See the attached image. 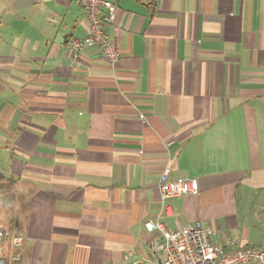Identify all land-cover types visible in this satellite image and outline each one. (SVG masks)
Segmentation results:
<instances>
[{
	"label": "crops",
	"instance_id": "crops-1",
	"mask_svg": "<svg viewBox=\"0 0 264 264\" xmlns=\"http://www.w3.org/2000/svg\"><path fill=\"white\" fill-rule=\"evenodd\" d=\"M78 0H0V225L19 264H144L168 230L264 247V0H112L122 56L75 54ZM197 195L167 200L162 173Z\"/></svg>",
	"mask_w": 264,
	"mask_h": 264
},
{
	"label": "built area",
	"instance_id": "built-area-1",
	"mask_svg": "<svg viewBox=\"0 0 264 264\" xmlns=\"http://www.w3.org/2000/svg\"><path fill=\"white\" fill-rule=\"evenodd\" d=\"M79 8L89 21V31L84 38L74 39L70 49L78 54L89 48L98 49L105 60L116 67L122 52L109 36L103 11L110 16L116 12L112 0H78ZM170 167L162 173L158 188L163 202V212L171 215L167 200L197 195L199 184L194 179L170 178ZM149 232L159 231L162 241L151 247V256L143 259L144 264H264V247H236L233 242L214 243L211 228L196 222L175 230H168L161 220L146 222ZM23 234L0 225V264H19L18 247L22 244ZM129 264H137L130 262Z\"/></svg>",
	"mask_w": 264,
	"mask_h": 264
}]
</instances>
